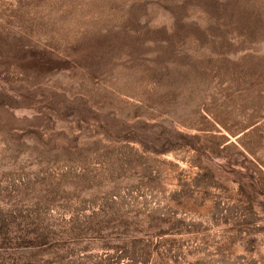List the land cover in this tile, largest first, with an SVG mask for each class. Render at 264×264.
Instances as JSON below:
<instances>
[{
    "label": "rangeland",
    "instance_id": "rangeland-1",
    "mask_svg": "<svg viewBox=\"0 0 264 264\" xmlns=\"http://www.w3.org/2000/svg\"><path fill=\"white\" fill-rule=\"evenodd\" d=\"M0 264H264V0H0Z\"/></svg>",
    "mask_w": 264,
    "mask_h": 264
}]
</instances>
